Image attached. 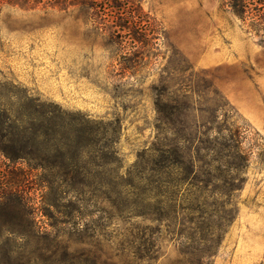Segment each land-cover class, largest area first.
I'll use <instances>...</instances> for the list:
<instances>
[{"label":"rangeland","instance_id":"374dc122","mask_svg":"<svg viewBox=\"0 0 264 264\" xmlns=\"http://www.w3.org/2000/svg\"><path fill=\"white\" fill-rule=\"evenodd\" d=\"M250 1L241 17L232 0H139L143 36L122 37L105 1L0 0V82L67 110L92 170L58 199L33 172L36 233L5 245L7 264H264V0ZM231 136L249 161L222 166L227 182L149 176L155 147L206 161ZM73 204L84 217L67 223Z\"/></svg>","mask_w":264,"mask_h":264},{"label":"trees","instance_id":"16d2710c","mask_svg":"<svg viewBox=\"0 0 264 264\" xmlns=\"http://www.w3.org/2000/svg\"><path fill=\"white\" fill-rule=\"evenodd\" d=\"M74 1L93 7H96V2L105 1L110 9L120 16L114 33L117 32L122 37L127 34L130 37L143 36V33L136 29L143 26L144 22L142 18L144 11L139 0ZM261 3L264 8V1ZM231 4L241 17L252 12L250 0H232ZM263 8L253 15L262 22ZM147 31L145 30L144 34H149ZM9 96H17L24 100L13 102L2 99ZM158 105L160 106L159 103ZM69 114L56 102L29 96L21 89H8L0 82V158L7 167L0 171V264H7L14 253L13 248L7 250L5 245L16 241L17 237H30L36 233L32 202L26 184L33 176V172H40L36 183L38 188L43 194L54 190L55 199L64 197L66 191L87 192L86 189L91 186L92 170L87 164H81L84 163L81 161L83 145H79L78 141L77 146L70 140L68 131L71 127L66 121ZM233 141L232 136L225 140L216 137L210 141L207 145L209 159L206 161L200 157L196 160L192 156L185 158L177 148H173L168 151V159L170 156L172 158L170 157L167 163L164 162V150L155 147L152 149L149 176L153 177V182H160L164 167L185 166L188 174L183 179L194 173L193 178L203 182L205 186L219 179L227 182V178L221 175L222 166H228V171L239 170L241 164L249 161L248 155L241 149L239 143ZM19 162L25 163L26 166H19ZM201 162L209 166L206 178H201L197 174ZM222 190L227 193L233 189L229 184ZM44 202L47 207L57 205L48 199ZM70 211L65 220L67 223L73 218L71 213L77 219L84 217L80 208H75V204ZM76 222L80 224V221ZM15 226H22V229L15 230Z\"/></svg>","mask_w":264,"mask_h":264}]
</instances>
